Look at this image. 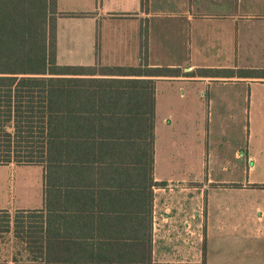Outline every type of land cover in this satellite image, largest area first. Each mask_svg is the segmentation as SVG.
Listing matches in <instances>:
<instances>
[{
	"label": "trees",
	"instance_id": "16d2710c",
	"mask_svg": "<svg viewBox=\"0 0 264 264\" xmlns=\"http://www.w3.org/2000/svg\"><path fill=\"white\" fill-rule=\"evenodd\" d=\"M74 16L58 0H0V166L44 172L42 208L0 210L13 249L0 264H165L153 244L155 188L166 186L154 176L153 78L181 71L148 65L145 23L138 68L60 65L58 19Z\"/></svg>",
	"mask_w": 264,
	"mask_h": 264
},
{
	"label": "crops",
	"instance_id": "0c3cea01",
	"mask_svg": "<svg viewBox=\"0 0 264 264\" xmlns=\"http://www.w3.org/2000/svg\"><path fill=\"white\" fill-rule=\"evenodd\" d=\"M58 11L77 15L58 19L57 53L60 65L138 68L142 64L141 31L144 23L148 26V65L181 71L178 76L153 78L156 80V118L162 105H171L176 100L169 90L160 91L159 84L162 82L177 85L179 90L187 92L188 102L182 112L185 129L191 120L198 121V124L202 121V127L204 122L207 126L208 135L214 120L227 123L234 122L239 115L251 116L252 105L255 106V113L264 112V96L254 94L252 97L251 91L235 97L211 92L214 84H246L251 89L253 84L264 85V78L239 73L241 70H264V0H149L145 9H142V0H58ZM65 20L87 24L86 33L79 36L83 39L81 45L75 44L73 33L63 29ZM207 70L219 73H203ZM246 103H249L247 108L244 107ZM241 104L244 106L241 107ZM233 126L231 123V136ZM203 132L205 135L204 127ZM220 142L228 149V138ZM247 148V162L254 170L255 164L262 161L264 147L248 145ZM205 149L202 148L203 154ZM242 157L237 150L234 159L240 161ZM217 159V166L212 169L226 170L232 163L225 154ZM193 160L186 156L183 165L190 170L202 169V172H187L181 180L183 192L180 196H183V200L179 198L176 201L167 196V209L162 214L156 211L158 200L155 194L153 244L154 258L158 263H202L203 250L200 245L208 238L209 222L203 202L208 185L215 183L208 172L209 162H195L194 157ZM234 169H237L235 165ZM154 176L158 183L172 180L159 177L155 164ZM158 188L164 187L157 186L155 191ZM171 201L175 202L173 207H176L173 214L169 212ZM247 221L250 222L247 224ZM234 224L237 228L247 225V237L252 238L254 244H263L264 207L260 204L253 212L234 209ZM172 225L178 233L175 237L166 233L167 226ZM167 244H179L186 257L173 262L158 259L157 255L170 251ZM206 264H213L208 251Z\"/></svg>",
	"mask_w": 264,
	"mask_h": 264
},
{
	"label": "rangeland",
	"instance_id": "374dc122",
	"mask_svg": "<svg viewBox=\"0 0 264 264\" xmlns=\"http://www.w3.org/2000/svg\"><path fill=\"white\" fill-rule=\"evenodd\" d=\"M64 22L63 29L73 33L75 44L81 45L83 39L79 36L86 33L85 25L87 24L73 20H65ZM68 60L66 59V61ZM251 87L252 89L246 84L224 86L223 84H214L211 92L235 97L237 94L241 95L251 91L252 97L254 94L264 96V85L253 84ZM159 89L160 91L169 90L176 100L171 105H162L156 118L155 171L159 177H163L165 180L172 178L171 182L163 186L164 188H158L155 191L158 200L156 211L165 214L167 209L165 198L167 196L176 201L179 198L183 200V196H180L183 192L181 180L187 172H202V169L190 170L183 165L184 158L189 156L194 161V157L195 162L205 160L209 162L208 172L215 183L208 185L209 189H207L203 202L209 217L208 238L206 240L208 256L212 258L213 264H264V239L263 244H254L255 241L247 237V225L244 226L245 228H237L234 224V209L247 213L253 212L258 204L264 207V190H256V188H261L259 186H264V154L262 161L255 164L254 170H251V163L247 162L246 153L248 145L264 147V112L255 113V106L252 105L251 116L248 114L239 115L237 119H234V122H222L223 126H221V122L214 120L208 135H206L207 126L204 122V135L202 121L198 124V121L191 120L189 124L187 122L188 128H184L185 122L182 118V112L183 108L186 107V102H188L187 92L179 90V86L171 85L168 82L160 83ZM160 101H163L162 98ZM191 106L198 108L199 105ZM240 106L243 107L244 105L241 104ZM248 106L249 103H246L244 107L247 108ZM250 117L251 122L249 124ZM231 123L234 124L232 136ZM227 138L230 140V144L227 145L228 149H225L226 145H221L220 141H226ZM204 147L206 149L203 154L202 148ZM237 150L243 156L240 161L234 159ZM222 154H225L227 159L232 162L230 167L226 170L212 169L217 166L215 163L218 161L217 157ZM234 165L237 169H234ZM234 184L238 186H234ZM43 189L44 172L42 167L0 166V210L8 208L13 218L17 210L42 208ZM170 203L169 212L173 214L176 208L173 207L175 202L171 201ZM179 207L183 208V206ZM249 222L247 221V224ZM166 233L174 237L178 235L174 225L167 226ZM7 235L0 237V263H3L7 256H10L9 259L13 256L11 244H7V238L11 235ZM167 245L170 246V251L163 253L161 250L162 253L159 252L160 254L157 255L158 259L173 262L185 256L182 249L179 248V244ZM200 247L203 249V244Z\"/></svg>",
	"mask_w": 264,
	"mask_h": 264
}]
</instances>
